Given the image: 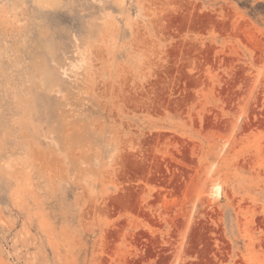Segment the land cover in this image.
<instances>
[{
  "label": "rangeland",
  "instance_id": "rangeland-1",
  "mask_svg": "<svg viewBox=\"0 0 264 264\" xmlns=\"http://www.w3.org/2000/svg\"><path fill=\"white\" fill-rule=\"evenodd\" d=\"M0 264H264V0H0Z\"/></svg>",
  "mask_w": 264,
  "mask_h": 264
}]
</instances>
